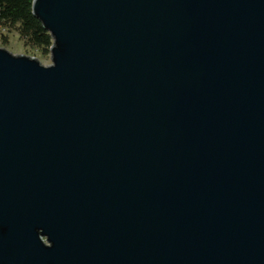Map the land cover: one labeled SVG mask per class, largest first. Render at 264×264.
<instances>
[{
  "label": "water",
  "instance_id": "95a60500",
  "mask_svg": "<svg viewBox=\"0 0 264 264\" xmlns=\"http://www.w3.org/2000/svg\"><path fill=\"white\" fill-rule=\"evenodd\" d=\"M52 64L0 47V264H264V0H33Z\"/></svg>",
  "mask_w": 264,
  "mask_h": 264
},
{
  "label": "trees",
  "instance_id": "16d2710c",
  "mask_svg": "<svg viewBox=\"0 0 264 264\" xmlns=\"http://www.w3.org/2000/svg\"><path fill=\"white\" fill-rule=\"evenodd\" d=\"M32 4L33 0H0V26L19 24L20 36L26 44L50 53L53 37L33 14Z\"/></svg>",
  "mask_w": 264,
  "mask_h": 264
},
{
  "label": "rangeland",
  "instance_id": "374dc122",
  "mask_svg": "<svg viewBox=\"0 0 264 264\" xmlns=\"http://www.w3.org/2000/svg\"><path fill=\"white\" fill-rule=\"evenodd\" d=\"M7 38L8 42H5ZM0 47L6 48L14 54H24L37 58L42 64H52L51 53H45L43 49L26 44L21 38L19 24L12 26L10 24L0 26Z\"/></svg>",
  "mask_w": 264,
  "mask_h": 264
}]
</instances>
